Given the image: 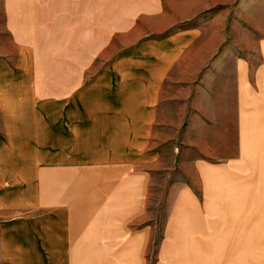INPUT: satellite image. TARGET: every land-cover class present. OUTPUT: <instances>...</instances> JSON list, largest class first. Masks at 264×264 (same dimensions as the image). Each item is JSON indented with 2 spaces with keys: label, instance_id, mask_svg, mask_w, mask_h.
I'll use <instances>...</instances> for the list:
<instances>
[{
  "label": "crops",
  "instance_id": "obj_1",
  "mask_svg": "<svg viewBox=\"0 0 264 264\" xmlns=\"http://www.w3.org/2000/svg\"><path fill=\"white\" fill-rule=\"evenodd\" d=\"M116 1L100 27L97 0L3 2L0 264H141L130 227L152 175L174 170L170 226L209 217L235 240L228 256L168 263L264 264V38L244 56L218 29L113 49L161 7Z\"/></svg>",
  "mask_w": 264,
  "mask_h": 264
},
{
  "label": "rangeland",
  "instance_id": "obj_2",
  "mask_svg": "<svg viewBox=\"0 0 264 264\" xmlns=\"http://www.w3.org/2000/svg\"><path fill=\"white\" fill-rule=\"evenodd\" d=\"M0 0V52L11 47L6 32L5 18L2 16L4 2ZM97 0L98 27L99 18L106 11L115 15L116 0ZM161 7L155 17H141L136 23H130L128 32L118 34L113 40V49L141 39H158L182 30L200 31L201 36L209 39L212 31L218 29L221 46L232 44L240 56L255 49L264 38V0H160ZM135 0H128V3ZM106 5H111L112 9ZM130 16H136V9L129 8ZM212 147L208 151L211 162ZM196 153L189 151L187 158H195ZM222 155L224 153H221ZM228 154V152H226ZM181 172L174 170L154 173L146 201V213L136 227V237H142L136 255L141 257V264H170V257L178 256H228L233 254L230 245H234L235 233L228 227H211L210 218L205 217L206 227H171L169 217L170 203L167 190L171 182L181 179ZM239 234V233H238ZM254 231V235H255ZM260 235V234H259ZM231 242V244H230Z\"/></svg>",
  "mask_w": 264,
  "mask_h": 264
}]
</instances>
